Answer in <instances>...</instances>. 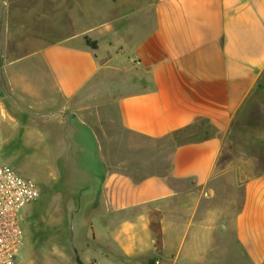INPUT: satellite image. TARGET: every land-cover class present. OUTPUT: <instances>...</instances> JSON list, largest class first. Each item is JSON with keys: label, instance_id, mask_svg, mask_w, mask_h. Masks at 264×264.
Masks as SVG:
<instances>
[{"label": "crops", "instance_id": "obj_1", "mask_svg": "<svg viewBox=\"0 0 264 264\" xmlns=\"http://www.w3.org/2000/svg\"><path fill=\"white\" fill-rule=\"evenodd\" d=\"M0 122L83 197L47 264H264V0H0Z\"/></svg>", "mask_w": 264, "mask_h": 264}, {"label": "rangeland", "instance_id": "obj_2", "mask_svg": "<svg viewBox=\"0 0 264 264\" xmlns=\"http://www.w3.org/2000/svg\"><path fill=\"white\" fill-rule=\"evenodd\" d=\"M42 14H44L43 17L50 15L47 11ZM43 17L37 25L41 27L51 25L50 19L44 21L46 19ZM27 36L29 37V35ZM87 42L89 44L95 43L91 39H88ZM103 96L99 93V96L90 101L89 104H96L101 99H107L106 96ZM8 137L4 148L8 152L2 154L1 159L14 167L23 177L33 182L38 191L22 212L24 244L17 264H47L51 258L60 257H75L76 259V253L79 256L78 239L79 236H82V232H79L80 215L83 214L85 221L88 218L87 213L84 215V212H87L84 209L83 212L72 215V212L77 209V204L80 206L83 203L82 195L74 193L78 184L74 186L67 184V179L64 176L58 177L56 175L58 170L54 167L55 165L48 153L34 152L29 146L19 144L20 139L18 137L13 135ZM170 147L171 142L166 139L163 143L160 142L159 145L155 146V149L158 150L157 156L155 155L153 159L155 171L162 168V162L168 156ZM129 159L128 157L126 161L129 162ZM62 172L64 174L63 168H61ZM77 173L79 172H74L75 180L78 183H83V177L81 178ZM85 187L84 185L83 191H87L88 188ZM230 189V186L222 185V191L217 194L215 199L218 206L226 207V195L228 192L230 193ZM239 190L236 187L232 193L234 210L237 209L238 199L241 197ZM71 221L73 222V240L71 239Z\"/></svg>", "mask_w": 264, "mask_h": 264}, {"label": "built area", "instance_id": "obj_3", "mask_svg": "<svg viewBox=\"0 0 264 264\" xmlns=\"http://www.w3.org/2000/svg\"><path fill=\"white\" fill-rule=\"evenodd\" d=\"M38 191L0 157V264H17L24 244L22 212Z\"/></svg>", "mask_w": 264, "mask_h": 264}, {"label": "trees", "instance_id": "obj_4", "mask_svg": "<svg viewBox=\"0 0 264 264\" xmlns=\"http://www.w3.org/2000/svg\"><path fill=\"white\" fill-rule=\"evenodd\" d=\"M88 40V39H87ZM91 45L93 47H95V43H91ZM154 220V219H153ZM155 221H152L151 222V228L153 229V231L155 232V235H156V245H157V248L159 249L162 245V234H161V228L159 226V223H154ZM158 222V221H157Z\"/></svg>", "mask_w": 264, "mask_h": 264}, {"label": "water", "instance_id": "obj_5", "mask_svg": "<svg viewBox=\"0 0 264 264\" xmlns=\"http://www.w3.org/2000/svg\"><path fill=\"white\" fill-rule=\"evenodd\" d=\"M74 213H72V215H73ZM71 239L73 238V222L71 221ZM73 240V239H72ZM75 253H76V251H75ZM76 260H77V262H79V256L77 255V253H76Z\"/></svg>", "mask_w": 264, "mask_h": 264}]
</instances>
